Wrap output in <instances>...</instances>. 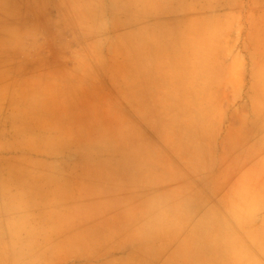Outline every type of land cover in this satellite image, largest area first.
Returning a JSON list of instances; mask_svg holds the SVG:
<instances>
[{
	"label": "crops",
	"instance_id": "obj_1",
	"mask_svg": "<svg viewBox=\"0 0 264 264\" xmlns=\"http://www.w3.org/2000/svg\"><path fill=\"white\" fill-rule=\"evenodd\" d=\"M230 1L90 0L32 60L69 100L8 124L0 264H264V37Z\"/></svg>",
	"mask_w": 264,
	"mask_h": 264
},
{
	"label": "rangeland",
	"instance_id": "obj_2",
	"mask_svg": "<svg viewBox=\"0 0 264 264\" xmlns=\"http://www.w3.org/2000/svg\"><path fill=\"white\" fill-rule=\"evenodd\" d=\"M89 1L0 0V153L15 150L8 124L25 122L35 129L58 112L53 111L55 106L67 104L69 96L62 94L51 76L35 73L37 63L32 60L66 53L68 39L78 37L75 28L83 26V11ZM230 5H235L238 12L247 9V38L264 37V29L249 28L250 23L264 26V0H234ZM242 30L241 22L237 26V46L243 40ZM5 209L20 216L25 208Z\"/></svg>",
	"mask_w": 264,
	"mask_h": 264
}]
</instances>
